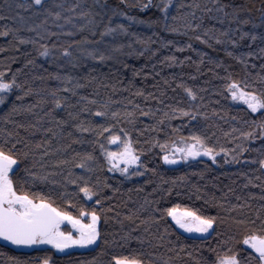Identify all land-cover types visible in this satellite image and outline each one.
<instances>
[{"label":"trees","instance_id":"16d2710c","mask_svg":"<svg viewBox=\"0 0 264 264\" xmlns=\"http://www.w3.org/2000/svg\"><path fill=\"white\" fill-rule=\"evenodd\" d=\"M134 3L42 0L37 6L32 0H0V31L15 32L0 36V72L7 79L15 74L16 82L30 89L27 95L13 89L0 103V144L19 140L17 150L29 153L11 172L17 191L44 198L73 216H79L81 207L89 211L95 207L100 216V235L88 248L58 255L50 248L22 253L0 245V264L16 260L40 264L45 257L49 264H109L111 256L121 252H139L145 264H195L201 257L213 259L208 249H218L225 240L242 260L251 252L242 241L264 221V169L253 162L264 153V137L258 129L255 139H244L241 132L256 128L251 122L259 121L264 110L251 113L247 106L233 103L226 84L239 81L242 88L248 85L246 91L257 93L264 88L258 78L264 76V56L259 53L264 48L259 38L264 35V0H172L168 23L176 32L163 26L155 7H162V0H153V6L143 11L131 7ZM185 14L192 27L171 19ZM241 20L248 23L240 24ZM118 24L128 31L101 35L106 26ZM241 31L255 33L257 39L241 40ZM17 37L29 42L20 43ZM45 47L49 54L39 55ZM64 48L70 56L63 55ZM250 51L254 54L244 55L242 63L238 57ZM100 55L105 59L94 58ZM169 56L176 58L175 63L166 60ZM185 88L192 89L195 98ZM13 106L17 111L6 119ZM172 109L196 115L190 119ZM100 125H112L115 132L97 136ZM174 128L179 131L173 133ZM120 129L129 132L140 157L126 176L109 171L100 149L104 144L105 150L118 151L121 145L109 144L107 137L119 135ZM193 132L214 148L215 163L205 159L165 163L160 145ZM87 155L93 159L87 160ZM25 168L35 176H28ZM73 179L77 184L71 183ZM84 181L94 198L79 192ZM174 204L215 216L217 222L208 234L197 236L179 230L170 217L157 220L156 209ZM241 219L255 224L237 228L234 221Z\"/></svg>","mask_w":264,"mask_h":264},{"label":"snow or ice","instance_id":"6c2138e0","mask_svg":"<svg viewBox=\"0 0 264 264\" xmlns=\"http://www.w3.org/2000/svg\"><path fill=\"white\" fill-rule=\"evenodd\" d=\"M171 2L172 0H162L163 6L161 7L160 4H156L155 7L161 14L163 26L168 31L176 32L177 28L172 27L168 23V13L170 11ZM32 4L40 6L42 5V0H32ZM19 6L20 5H18V7ZM31 6L32 5H28V7ZM152 6L153 0H147V3H141L140 0H136V3L131 5V7L138 8L141 11L149 9ZM177 7H180V5H177ZM223 7L224 6L222 5L218 11H221ZM55 15L58 17L59 13H56ZM113 15L123 16L125 13L114 12ZM225 15H227V13H225ZM186 16L187 14H185L184 17L174 15L171 19L172 21L184 20L185 27H192L191 21L187 20ZM127 18L129 20L135 19L132 16H128ZM239 23L246 24L248 21L241 20ZM117 30L123 33L128 31L125 25L118 24L115 28L106 26L101 35L114 34ZM10 32L15 35V32L9 29L7 31H0V36H7ZM221 35H227V33H221ZM245 37H250L251 41L257 39L255 33L241 31L239 38L242 40ZM195 38L200 40L199 36ZM259 38L264 40V35H261ZM17 39L20 43L29 42L23 37H17ZM31 42L35 43V41ZM230 43L235 45L237 41L230 40ZM188 47H191V45H188ZM259 53L261 56H264V48L259 49ZM48 54L49 52L46 47L39 53L41 56H46ZM253 54L254 53L250 51L241 55L238 59H240L242 63H246L244 55L252 56ZM63 55H71L68 48H64ZM228 55L231 56L232 53L229 52ZM94 58L100 60L105 59L103 55ZM166 60L170 63H175L176 58L169 56L166 57ZM261 67L264 68V65H261ZM54 78L59 79L60 77L55 76ZM258 78L261 82H264V76H259L258 74ZM246 88H248V85H244L242 88L240 82L235 80H231L226 84V90L231 95L232 99L242 100L251 113H258V110H264V88H262L259 93L254 90L246 91ZM13 89L24 91L25 95L30 91V89H23L22 85L16 82L15 74L12 75V79H7L5 73L0 72V103L5 101L6 95ZM184 91L189 97L195 98V93L192 89L185 88ZM53 95H55V92H53ZM21 98L22 97H17V99ZM55 104L59 106L60 101L56 100ZM31 107H34V105L29 106V108L25 110H30ZM16 111V107L13 106L9 109V113L6 114L5 118L7 119L8 115ZM172 111L179 112L181 115L189 117L190 119H194L196 115L195 113L186 112L183 109H172ZM143 114L149 115L150 112ZM95 115L103 116L106 115V112H97ZM112 115L115 117L117 113H113ZM127 115L131 116L132 113H127ZM162 122L163 121H161V123ZM251 123L255 124L256 128L247 132H241V137L244 139H255L257 129L259 130V136L264 137V116H262L259 121H252ZM78 127H80L81 131H92L90 128L82 126ZM95 131L97 136L103 137L105 133H114L115 128L112 125H109L108 127L100 125L96 127ZM178 131V128L172 129L173 133ZM119 133V135L113 134L107 137V142L109 144L119 143L121 145L118 151H107L105 150L104 144L100 145V149L104 153L105 161L110 165L109 171H117L126 176L131 166L139 164L140 157L132 146L129 132L126 129H120ZM8 136L11 137L12 133H8ZM20 142L21 141L19 140L10 142L6 139L4 143L0 144V237L15 245H31L44 242L51 244L54 248L59 250H63L70 245L84 246L96 242L100 235L97 228L100 216L95 207L90 211L81 207L79 216H73L68 212L60 211L56 207H53L52 204L44 198L35 199L23 191L18 193L16 183L11 178V172L15 170L14 166L17 168L19 167L22 157H26L29 154L27 151L21 152L17 150V144ZM39 146V144L36 145V147ZM160 147L164 152V155L161 158L165 163H175L176 160H188L190 157L195 158L200 155L209 157L212 159L213 163H215V157L217 155L214 148L207 145L205 137L198 135L195 132L188 137L180 136L170 142L161 144ZM220 151L223 152L225 149H221ZM240 151H245L244 147H241ZM86 159L91 160L93 157L87 155ZM236 159L237 157H233V160ZM253 162L258 163L259 167L264 169V153H262V156L258 161ZM79 166L83 168L86 165L82 162ZM23 171L27 173L28 176H35V173L29 171L28 168H25ZM136 174L137 173L133 172V175ZM241 174L243 175V173ZM71 183L77 184V180L73 179L71 180ZM105 186L107 187V185ZM168 191L171 192L172 189L169 188ZM79 192L83 193L84 197L87 198L95 197V194L93 193L92 188L88 186L87 181H84L83 187H79ZM237 199H239V197H237ZM100 202V200H96V205H99ZM233 207L237 206L234 205ZM156 211L160 213L157 220H163L164 218L170 217L175 225L183 229L185 232L207 233L217 222V217L215 216H206L201 214L199 210H194L189 207H181L179 204H174L171 207L163 209H156ZM229 211H231V209H229ZM85 219L88 221L87 223H84ZM65 220L76 230L75 234L60 230V223ZM249 224L254 225L255 222L243 219L234 221V225L237 228L246 227ZM127 239L128 236L126 235L125 241H127ZM141 243H143V241H141ZM242 243L252 250L244 260L240 258L238 252L234 251L231 247H228V241L225 240L220 242V247L218 249H208L210 253H214L213 259L209 261L207 258L201 257L195 260V264H264V221H261L259 229L253 228L250 231V234L244 235ZM122 247H126V244ZM183 248L184 246L181 245V249ZM188 255L191 256V253H188ZM15 264H21V262L16 260ZM40 264H49V258H43L40 260ZM109 264H145V260L144 256L139 252H121L112 255ZM165 264H169V262L165 261Z\"/></svg>","mask_w":264,"mask_h":264},{"label":"rangeland","instance_id":"374dc122","mask_svg":"<svg viewBox=\"0 0 264 264\" xmlns=\"http://www.w3.org/2000/svg\"><path fill=\"white\" fill-rule=\"evenodd\" d=\"M231 97V95H230ZM231 101L233 103H236V104H242V105H245L247 106L246 104L243 103L242 100H233L232 97H231ZM115 145H119V143L115 144ZM170 158H173V157H170ZM194 159H205V160H210L212 161V159H210L209 157L207 156H203V155H200V156H197L195 158H189L188 160H177L178 163H182V162H185V161H189V160H194ZM110 166V165H109ZM88 221L85 219L84 220V223H87ZM174 223V222H173ZM175 224V223H174ZM98 225V223H97ZM176 226V225H175ZM179 230H182L184 233L188 234V235H191L192 232H185L183 229L179 228L178 226H176ZM60 230L63 231V232H72L73 234H75V229L74 228H71L70 226H68L66 223H60ZM209 231L205 234H208ZM247 248H249L247 245H245ZM71 249H77L79 247H84V248H88L89 245H84V246H81V245H70ZM36 248H50V249H53V246L51 244H48V243H44V242H41V243H36ZM35 248V249H36ZM250 249V248H249ZM251 250V249H250ZM252 251V250H251Z\"/></svg>","mask_w":264,"mask_h":264},{"label":"water","instance_id":"95a60500","mask_svg":"<svg viewBox=\"0 0 264 264\" xmlns=\"http://www.w3.org/2000/svg\"><path fill=\"white\" fill-rule=\"evenodd\" d=\"M176 163H177V160L175 163H167V164L175 165ZM62 222L66 223L68 226H70L72 228L71 224L68 221L65 220ZM192 233L194 235H197V236H204L205 235V233H197V232H192ZM0 245L3 247L9 248L11 250H14L17 252H22V253H30L32 250H34L36 248V244L15 245V244H12L10 241L3 239L2 237H0ZM53 250L58 255H65L66 253H68L71 250V247L69 246L67 248H64L63 250H59V249H56L53 247Z\"/></svg>","mask_w":264,"mask_h":264},{"label":"flooded vegetation","instance_id":"af4514ba","mask_svg":"<svg viewBox=\"0 0 264 264\" xmlns=\"http://www.w3.org/2000/svg\"><path fill=\"white\" fill-rule=\"evenodd\" d=\"M62 223H64V222H62Z\"/></svg>","mask_w":264,"mask_h":264}]
</instances>
